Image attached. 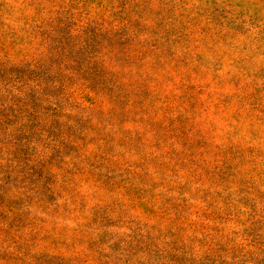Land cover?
Segmentation results:
<instances>
[{
	"label": "rangeland",
	"instance_id": "1",
	"mask_svg": "<svg viewBox=\"0 0 264 264\" xmlns=\"http://www.w3.org/2000/svg\"><path fill=\"white\" fill-rule=\"evenodd\" d=\"M0 264H264V0H0Z\"/></svg>",
	"mask_w": 264,
	"mask_h": 264
}]
</instances>
